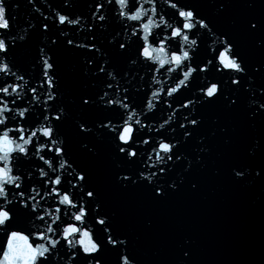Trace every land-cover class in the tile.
I'll return each instance as SVG.
<instances>
[{"label": "snow or ice", "instance_id": "1", "mask_svg": "<svg viewBox=\"0 0 264 264\" xmlns=\"http://www.w3.org/2000/svg\"><path fill=\"white\" fill-rule=\"evenodd\" d=\"M29 5L0 0V264H198L144 241L205 178L264 193V0Z\"/></svg>", "mask_w": 264, "mask_h": 264}, {"label": "water", "instance_id": "2", "mask_svg": "<svg viewBox=\"0 0 264 264\" xmlns=\"http://www.w3.org/2000/svg\"><path fill=\"white\" fill-rule=\"evenodd\" d=\"M194 2L207 4L208 0ZM8 3L10 14L23 23L31 7L25 6L27 0H8ZM16 4L20 7L16 8ZM243 45L253 52L251 41L245 38ZM74 63L71 57L63 58L69 73ZM100 178L103 179L102 174ZM113 204L126 224L139 228L132 201L113 197ZM155 215L160 231L144 241L149 258L152 248L163 247L166 237L174 231H181L196 241L198 264H257L264 258V193L259 189L205 178L200 194H193L186 188ZM2 240L0 237V242Z\"/></svg>", "mask_w": 264, "mask_h": 264}]
</instances>
